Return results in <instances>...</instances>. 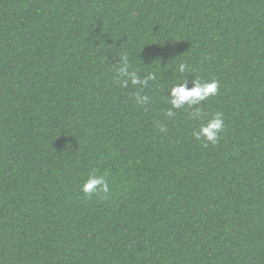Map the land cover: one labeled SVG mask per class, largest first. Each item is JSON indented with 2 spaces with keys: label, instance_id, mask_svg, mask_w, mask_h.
Masks as SVG:
<instances>
[{
  "label": "trees",
  "instance_id": "trees-1",
  "mask_svg": "<svg viewBox=\"0 0 264 264\" xmlns=\"http://www.w3.org/2000/svg\"><path fill=\"white\" fill-rule=\"evenodd\" d=\"M181 62L219 81L215 146L163 114ZM0 264H264V0H0Z\"/></svg>",
  "mask_w": 264,
  "mask_h": 264
},
{
  "label": "clouds",
  "instance_id": "clouds-1",
  "mask_svg": "<svg viewBox=\"0 0 264 264\" xmlns=\"http://www.w3.org/2000/svg\"><path fill=\"white\" fill-rule=\"evenodd\" d=\"M118 62L114 65L113 80L122 88L131 85L136 89L128 95L137 106L143 107L152 102V98L147 94H143L144 90L149 87V83H155L158 79L155 70L150 72L142 71L133 64L127 52H122L118 57ZM141 62V61H140ZM178 73L176 82L172 83L168 88V97H163V101L168 107L163 110V114L168 118L176 115V110L187 109L189 118L194 121H204L197 129L192 132V136L197 141H202L204 147L209 144L215 146L221 137V133L225 127L224 114L216 111L209 115L203 113L200 107L203 101L209 97L215 96L220 87L219 81L213 79H203L198 75L190 74L192 69L187 63L181 62L176 67ZM140 73L145 75L141 77ZM193 77L192 86L189 88L187 76ZM159 131L166 132L167 128L159 121H156ZM107 172H99L92 169L87 174V178L80 184L81 192L88 198L93 196H101L107 198L111 192Z\"/></svg>",
  "mask_w": 264,
  "mask_h": 264
}]
</instances>
